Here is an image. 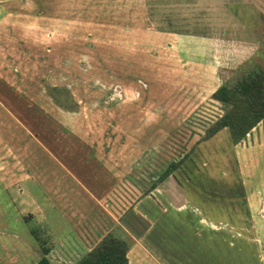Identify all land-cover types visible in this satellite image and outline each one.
I'll list each match as a JSON object with an SVG mask.
<instances>
[{
	"label": "rangeland",
	"instance_id": "obj_1",
	"mask_svg": "<svg viewBox=\"0 0 264 264\" xmlns=\"http://www.w3.org/2000/svg\"><path fill=\"white\" fill-rule=\"evenodd\" d=\"M62 2L68 4L70 0ZM71 2L70 9H74L75 17L82 12L94 11L90 17L106 18L104 9H107V17H112L109 12L114 10L118 16L132 19L130 24L134 26L108 22L102 29L103 33L107 31L108 37L117 32V36H121L119 47L124 50H112V39L101 41H107V50H88L84 46L92 40L84 37L75 40L76 46L77 41L82 43V50H69L70 41L59 42V47L64 50H52L50 58L53 64H58L57 78L68 86L75 98L76 110L66 113L43 101L39 121L42 132L36 135V140L26 135L28 147L42 142L59 152L63 144L81 142L94 145L90 147L94 150L84 147V151L71 153H83L80 160L90 164L99 159L117 161L116 176L122 175V182L113 183V186L122 194L117 196L122 202L121 208L125 210H129L136 201V195L142 194L141 190L148 180L147 170L158 169L184 155L181 167L186 164L184 173L190 181L185 188L188 193L200 192L204 198L203 208L210 207L211 202L220 213L227 208L244 207L242 202L246 195L251 194L252 188L256 191L259 182L264 179V124H258L251 138L239 145L230 140L226 128L207 139H202V134L205 126L223 108L210 97V92L222 82L231 83L245 69L264 63V0ZM155 28L169 31L177 28L180 37H174L176 43L172 45L171 41L153 38L150 31ZM202 34L213 36L197 37ZM45 67L46 76L50 73L55 75L54 66L53 72L48 70L50 65ZM138 80H143L144 84L140 85ZM117 82L123 89V97L116 101L118 104L114 101L104 103L114 83L119 88ZM56 142L57 147L54 145ZM37 149L33 152L25 150L24 153L28 158L36 154L35 157L43 158V163L51 164L52 159L45 153L42 157L43 152ZM0 154H3L2 148ZM13 155L11 152L10 158L16 159ZM3 165L0 167L1 184L10 167L5 163ZM15 168L11 165L7 172L10 178L5 181L11 202L4 197L0 185V226L4 223L12 233L24 235L33 243L30 228H35L39 235H42L41 231L45 232V225L42 221L38 222L37 216L42 218V214L47 215L51 224H61V220L51 215L49 209L41 213V209L34 207L32 196L39 197L40 191L29 181L22 183ZM90 168L86 166L83 169ZM56 170L50 167L47 175L51 171L56 174ZM140 171L143 179L137 183L134 178ZM178 171L176 174L180 176ZM134 198L133 202L130 201ZM41 208L46 209L44 206ZM31 215L33 217L25 219ZM101 219L105 221L103 216ZM139 222L144 224L143 220ZM51 235L54 254H62L61 250L66 251V248L58 244V239H64L56 231ZM5 237L8 238L6 234ZM12 239L9 240L14 243L16 239ZM14 249L24 250V247L15 244ZM14 256L12 252V264H28L23 255ZM6 260L7 254L0 248V264H7Z\"/></svg>",
	"mask_w": 264,
	"mask_h": 264
},
{
	"label": "crops",
	"instance_id": "obj_2",
	"mask_svg": "<svg viewBox=\"0 0 264 264\" xmlns=\"http://www.w3.org/2000/svg\"><path fill=\"white\" fill-rule=\"evenodd\" d=\"M72 5L71 0L68 4L62 0H0V148L3 150L0 167L4 163L10 166L9 170L11 165L16 166L20 181H29L40 191L39 197L32 196L34 207L41 209V213L49 209L51 215L61 220V224H51L47 215L42 214V218L37 216L38 222L42 221L45 225V232H41L50 246L47 253L50 263L73 264L104 233L112 232L128 238L125 264H264V179L259 182L256 191L252 188L251 194L246 195L242 202L244 207L227 208L224 213H220L214 208L212 200L205 199L211 202V206L203 208L204 198L199 191L187 192L186 183L190 181L184 173L185 163L181 167L180 161L177 167L160 178L164 163L158 169L154 167L150 172L146 171L148 180L141 190L142 194L136 195L134 202L135 198L131 199L133 203L130 209L125 210L121 208L122 202L117 196L122 194L113 186V183L122 179V175L116 176L117 161L113 163L111 160L99 159L90 164L80 160L83 153H71L84 151V147L94 150L90 148L94 145L81 142L63 144L59 152L42 142L33 145V148L28 147L26 135L36 140V135L42 132L39 121L43 113V101L66 113L76 110L75 98L68 86L59 82V66L56 63L55 66L50 58L52 50H64L59 47V42L70 41L69 50H82L84 47L88 50H107V41L112 39V50H124L119 47L121 36L118 37L117 32L108 37L107 31L103 33L102 29L108 22L134 26L130 24L132 19H124L114 10L109 12L112 17H107V9L103 13L106 18L90 17L94 11L82 12L81 15L78 13L80 16L75 17L74 9H70ZM176 29L171 28L169 31L155 28L150 33L152 37L171 41L173 45L176 43L174 37H180V30ZM208 36L213 35L202 34L197 37ZM79 37L92 41L84 47L77 41L76 46L75 40ZM46 63L50 65L49 72H53L54 66L55 75L50 73V76H46ZM142 81L138 80L137 83L142 85ZM115 83L104 103L114 101V104H118L116 101L123 97L120 83L117 82L119 88ZM258 124H264V121H258L234 144L245 143ZM56 143L54 145L57 147ZM35 149L43 152L42 157L44 153L50 157L51 164L43 163V158L35 157L36 154L28 158L24 153L25 150L33 152ZM11 152L16 159L10 158ZM86 166L91 168L84 170ZM50 167L57 168L56 174L53 175L51 171L47 175ZM9 170L5 169L0 185L4 197L11 202L5 182H8ZM177 170L180 176L176 174ZM140 173L134 178L137 183L143 179ZM139 220H143L144 224H140ZM53 231L64 239H58V244L66 248V251L61 250L62 254H54L51 240ZM17 235L4 223L0 226V248L7 254V264H12V252L14 257L23 255L28 264H33L40 255L36 239L30 235L34 241L32 243L24 235ZM11 237L24 250L14 249L15 244L9 240Z\"/></svg>",
	"mask_w": 264,
	"mask_h": 264
},
{
	"label": "trees",
	"instance_id": "obj_3",
	"mask_svg": "<svg viewBox=\"0 0 264 264\" xmlns=\"http://www.w3.org/2000/svg\"><path fill=\"white\" fill-rule=\"evenodd\" d=\"M210 97L223 108L221 113L205 126L202 139L226 127L233 143L240 140L258 121H264V63H257L245 69L231 83H220L210 92ZM181 158L169 161L161 171L160 178L177 167ZM25 219L27 220V217ZM29 230L40 251L33 264H51L47 257L50 246L46 237L39 235L35 228ZM128 245L127 237L106 232L73 264H125Z\"/></svg>",
	"mask_w": 264,
	"mask_h": 264
}]
</instances>
